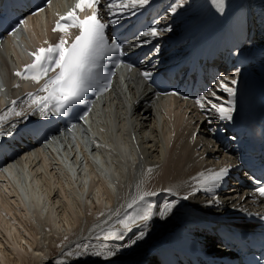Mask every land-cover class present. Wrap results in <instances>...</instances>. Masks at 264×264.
Returning a JSON list of instances; mask_svg holds the SVG:
<instances>
[{"label":"bare ground","instance_id":"obj_1","mask_svg":"<svg viewBox=\"0 0 264 264\" xmlns=\"http://www.w3.org/2000/svg\"><path fill=\"white\" fill-rule=\"evenodd\" d=\"M73 2L51 0L43 12L28 18L24 24L25 30L30 28L29 38L20 31L1 43L0 116L7 119L0 123V130L18 125L14 123H19L32 108L30 100L26 106L19 100L36 88L32 80L22 79L16 73L32 62L31 53L55 43L56 38L64 34L52 32L53 22L67 13ZM258 3L260 7L256 6ZM177 8L180 15L187 13L188 22L181 21V30L169 33L178 35L189 28L183 37L188 36L190 40L196 32H201L199 27L203 28L200 34L203 35L215 32L222 24L231 26L235 20L246 21L248 16L259 12V16L264 17V0H223L222 8L217 7L216 0H186ZM176 26L171 22L172 28ZM161 27L166 29V26ZM67 37V34L63 36ZM152 71L148 65H142L139 72L136 69L122 71L110 93L95 102L82 126L44 145L24 148L15 159L6 158L0 170L2 264H26V257L8 247L11 241L21 248L24 238L2 213L6 211L2 207L9 204L4 192L17 196V205L36 214L39 239L31 245L36 253L31 264H137L145 259L149 249L158 248L162 240L181 249L190 245L194 249L197 245L205 246L211 237L200 228L204 216L220 211L226 213L230 208H236V213L248 209L251 197L242 194L237 183L238 188L225 191V197L214 189L196 190L201 173L227 167L214 164L210 158L222 157L226 164L232 159L207 138L195 137V133L200 130L199 134L206 133L210 137L205 117L207 115L209 121L213 116L220 117L211 105L234 108L233 100L216 97V90L199 100L204 107H195L191 102L172 96L155 97L142 76ZM231 79H235V75ZM13 108L22 114L15 115ZM146 192L155 195L139 201L138 197ZM84 200L93 208L91 211L82 204ZM133 200L137 203L129 207ZM169 202L175 206L161 217L158 213ZM149 205L153 212L150 220H138L130 224V230L124 229L121 220L130 215H143ZM60 229L64 231H58ZM108 232L121 234L122 238L105 240ZM141 232L146 233L144 238L137 239ZM133 239L135 244L131 243ZM42 240L48 243L49 251L41 244ZM61 243L68 245L62 248L58 246ZM57 248H60L59 255L54 258L51 255ZM4 249L11 252V258L5 259ZM108 250L115 254H92ZM147 264L162 263L160 259L157 262L149 258Z\"/></svg>","mask_w":264,"mask_h":264},{"label":"snow or ice","instance_id":"obj_2","mask_svg":"<svg viewBox=\"0 0 264 264\" xmlns=\"http://www.w3.org/2000/svg\"><path fill=\"white\" fill-rule=\"evenodd\" d=\"M149 3V0H117L109 5L111 9H124L142 7ZM217 7L223 6V0H216ZM99 0H77L74 8H72L65 15L60 16L54 31L68 34L71 29L79 30V35L70 44L64 38H61L57 44L49 45L48 47H41L36 52L31 53L34 57L33 62L24 67L22 71L16 73L25 80H33L40 82L45 77H48L42 88L39 90L43 95L29 94V99L35 105L41 115L52 111L57 115L66 113L68 109L77 103L83 102L84 95L91 91L96 85L99 78V69L102 67L103 60L111 55L113 52L123 54L121 46L115 41L109 43L105 29L107 24L102 22L98 13ZM85 9H96L90 16L81 18L78 12H83ZM175 11V8H173ZM144 35H157L155 29L151 32H145ZM59 71H56V70ZM50 72H56L55 76H49ZM146 77L151 76L150 73H144ZM235 84L236 81L231 82ZM224 90L230 95H235V89L225 86ZM15 102H13L14 104ZM201 107L204 104L201 103ZM211 107L219 113L222 119L231 120L233 107L225 108L222 105L212 104ZM15 115L22 113L16 112L12 109ZM7 119V116H0V123ZM8 132L7 135H11ZM0 135L4 133L0 132ZM229 169L223 168L219 171H211L208 173H201L197 178L198 189L212 191L220 182L227 176ZM261 195H264V189H261ZM155 195V193L146 192L138 197L139 201H143L146 196ZM187 199V197H184ZM137 203L133 200L129 207ZM175 205L171 202L165 203L163 209L158 213L161 217H165L171 212ZM153 215L151 205L148 206L147 211L139 216H127L121 220L120 223L124 229L130 230V224L139 221H148ZM145 232H141L137 239H143ZM122 235L116 232H108L104 239H121ZM132 244L136 240L131 241ZM105 248L107 246L105 245ZM87 250V249H86ZM93 255H114V251L107 252L96 251Z\"/></svg>","mask_w":264,"mask_h":264},{"label":"rangeland","instance_id":"obj_3","mask_svg":"<svg viewBox=\"0 0 264 264\" xmlns=\"http://www.w3.org/2000/svg\"><path fill=\"white\" fill-rule=\"evenodd\" d=\"M24 32L26 33L27 38H29L28 33L30 32V28H27L26 30L23 29V33ZM188 125L189 124H187L186 127ZM40 155H41L42 158L45 157L43 154H40ZM204 158L206 159L207 156L204 155ZM210 160L213 161L214 164H217V163H215V161H214L213 158H210ZM91 180H94V179H91ZM110 190L112 191V193H114L113 189H110ZM4 193L8 196L7 202H9V204L5 205V208L2 207L3 209L6 210L5 212H4V210H2V213H3V215H6L7 216V219L11 220V223H13V225H15V227L18 229V232H21V236L23 235V238H24V240H22V243L20 242L21 245L19 244L21 248H19L17 246L18 243L16 245L11 244V241L8 242V247L11 248V249H14V248L17 249V251H18V253L20 255H23V257H26V261H25L26 264H31L33 262V260L35 259L34 256L36 255V253L33 251L31 245L34 244L37 241V239H39V237H36V232L38 231V227L40 226V225L39 226H36V224H35L36 214L34 212H27V211H25L22 208V205H20V206L17 205L18 204L17 203V201H18L17 196L13 195L12 193L9 194V195L6 192H4ZM82 204H86L87 207H88L87 210H89V211H91L93 209L92 207H90L89 203H86L85 202V200L82 202ZM84 220H86V216L83 217V219H82V225L85 222ZM58 231L63 232L64 229H60ZM81 233L82 232L80 231L79 234H81ZM0 239H1V237H0ZM2 242L5 243V241L3 239H2ZM41 244L45 245L46 248L48 246V243L47 242H44V240H42ZM62 244L63 243H61L58 246H61ZM51 245H53V244L51 243ZM67 245H68V243H64V245H62V248H65ZM46 250L49 251L48 248ZM59 250H60V248H57L55 250V252L51 256H53L55 258L57 255H59ZM13 254L15 255L14 252H13ZM4 256H5V259H8V258H11L12 257L11 252L10 251L8 252L6 250H5ZM0 264H2L1 263V260H0Z\"/></svg>","mask_w":264,"mask_h":264}]
</instances>
